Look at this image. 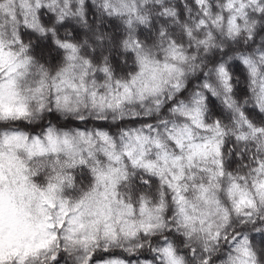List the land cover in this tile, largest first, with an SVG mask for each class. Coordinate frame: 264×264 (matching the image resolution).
<instances>
[{
	"label": "snow or ice",
	"instance_id": "snow-or-ice-1",
	"mask_svg": "<svg viewBox=\"0 0 264 264\" xmlns=\"http://www.w3.org/2000/svg\"><path fill=\"white\" fill-rule=\"evenodd\" d=\"M0 264H264V0H0Z\"/></svg>",
	"mask_w": 264,
	"mask_h": 264
}]
</instances>
